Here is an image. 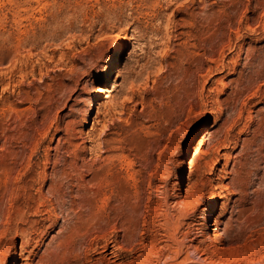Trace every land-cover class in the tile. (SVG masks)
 <instances>
[{
    "label": "rangeland",
    "instance_id": "1",
    "mask_svg": "<svg viewBox=\"0 0 264 264\" xmlns=\"http://www.w3.org/2000/svg\"><path fill=\"white\" fill-rule=\"evenodd\" d=\"M0 264H264V0H0Z\"/></svg>",
    "mask_w": 264,
    "mask_h": 264
},
{
    "label": "bare ground",
    "instance_id": "2",
    "mask_svg": "<svg viewBox=\"0 0 264 264\" xmlns=\"http://www.w3.org/2000/svg\"><path fill=\"white\" fill-rule=\"evenodd\" d=\"M107 91H108V88L106 87V86H100L99 87V92H100V94H98L97 96L98 97H100L102 94L101 93H103V95H104V93H107ZM109 93V92H108ZM96 97V96H95ZM201 143V142H200ZM93 191V190H92ZM92 194H94V193H92ZM216 199V198H215ZM94 200V199H93ZM216 202V201H215ZM212 217V216H211ZM210 219V217L208 216V220ZM221 232V231H220ZM215 236H216V238H222L221 237V233H219V230L215 233ZM216 240V239H215Z\"/></svg>",
    "mask_w": 264,
    "mask_h": 264
}]
</instances>
